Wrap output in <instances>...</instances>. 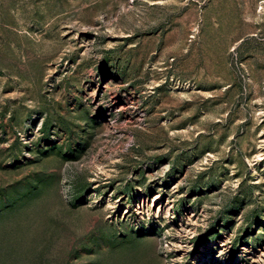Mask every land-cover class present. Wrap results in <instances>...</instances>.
<instances>
[{"label": "rangeland", "instance_id": "obj_1", "mask_svg": "<svg viewBox=\"0 0 264 264\" xmlns=\"http://www.w3.org/2000/svg\"><path fill=\"white\" fill-rule=\"evenodd\" d=\"M264 0H0V264H264Z\"/></svg>", "mask_w": 264, "mask_h": 264}, {"label": "bare ground", "instance_id": "obj_2", "mask_svg": "<svg viewBox=\"0 0 264 264\" xmlns=\"http://www.w3.org/2000/svg\"><path fill=\"white\" fill-rule=\"evenodd\" d=\"M262 256H264V253H263V252L261 253V257H262ZM261 262H264V261L261 259Z\"/></svg>", "mask_w": 264, "mask_h": 264}]
</instances>
